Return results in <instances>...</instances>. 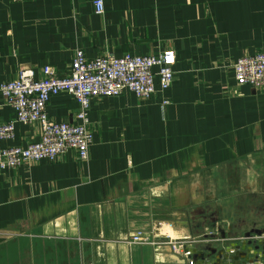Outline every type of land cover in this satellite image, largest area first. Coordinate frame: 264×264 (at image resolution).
I'll return each instance as SVG.
<instances>
[{"label":"crops","instance_id":"1","mask_svg":"<svg viewBox=\"0 0 264 264\" xmlns=\"http://www.w3.org/2000/svg\"><path fill=\"white\" fill-rule=\"evenodd\" d=\"M92 1L0 0V83L47 64L66 76L76 49L170 50L173 82L156 78L148 99L93 97L87 160L70 149L0 170V264H187L168 244H128L139 230L190 236L194 264L223 250L221 264L234 250L235 264H264V85L239 84L233 68L264 49V0H103L102 13ZM77 109L67 92L46 106L56 122L76 123ZM14 116L0 94V123ZM40 135L15 122L0 148Z\"/></svg>","mask_w":264,"mask_h":264},{"label":"built area","instance_id":"2","mask_svg":"<svg viewBox=\"0 0 264 264\" xmlns=\"http://www.w3.org/2000/svg\"><path fill=\"white\" fill-rule=\"evenodd\" d=\"M92 2L95 12L102 13L103 0ZM174 62L175 55L170 50L158 54L126 53L119 57L106 54L89 58L81 49H76L66 76H58L56 70L48 64L43 66L40 78L35 77L32 68H21L15 79L0 83V94L15 112L14 118L0 123V140L13 138L15 122H38L41 135L39 140L24 147L15 145L0 148V170L16 168L23 163L41 159L54 160L70 149L75 150L81 160H87L92 142L88 118L91 99L97 96H117L123 90L133 92L138 98L148 99L155 92L156 78L161 90L171 86ZM233 68L234 77L239 84L263 86L264 49L238 58ZM60 92H67L77 102L76 123L56 122L49 117L47 103L51 96ZM194 241L190 236L169 242L157 241L140 230L126 239L128 244H168L173 253H182L187 264L195 262L188 257L191 250L183 246ZM234 251L227 254L234 255ZM256 260L258 264V258ZM229 262L233 264L234 261L229 260L226 264Z\"/></svg>","mask_w":264,"mask_h":264},{"label":"water","instance_id":"3","mask_svg":"<svg viewBox=\"0 0 264 264\" xmlns=\"http://www.w3.org/2000/svg\"><path fill=\"white\" fill-rule=\"evenodd\" d=\"M246 236H249V234H247ZM232 249H233V248H232ZM229 250H230V249H229ZM233 250H234V249H233ZM208 251H209L211 254H214V253L216 252L214 248H209ZM234 252H235V251H234ZM234 254H235V253H234ZM219 255H222V251H219V252L217 253V256L214 257V260H213V261H211V262H207V261H206L205 264H221V259H222V258H225V251L223 250V257H222V258L219 257ZM201 258H204V256L202 255ZM227 258H228L229 260H231V261H234L233 264H235L236 260H237L239 257L236 256V255H231V254H229V256H228ZM256 259H257V258H255V257L252 258V259H248V262L252 263V262H254Z\"/></svg>","mask_w":264,"mask_h":264}]
</instances>
